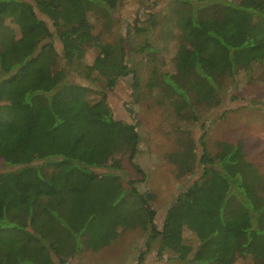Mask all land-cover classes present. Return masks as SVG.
Listing matches in <instances>:
<instances>
[{"label":"trees","instance_id":"obj_1","mask_svg":"<svg viewBox=\"0 0 264 264\" xmlns=\"http://www.w3.org/2000/svg\"><path fill=\"white\" fill-rule=\"evenodd\" d=\"M124 1L0 0V264H68L80 244L99 248L139 224L150 227L147 250L158 242V255L178 264H264V177L241 146L222 145L212 156L206 125L200 158L191 136L170 156L179 176L193 173L197 161L203 167L166 211L162 229L151 206L156 196L139 192L137 181L124 184V159L146 176L137 164L139 133L114 119L104 98L91 102L89 85L68 77L81 69L112 91L132 74L128 38L114 34ZM173 2L165 22L149 12L147 26L134 27L152 36L137 51L156 62L152 93L167 97L182 125L196 126L202 108L222 105L221 91L241 70L264 64V0ZM101 12L106 22L97 30L91 17ZM172 49L174 73L166 62ZM94 50L98 56L83 66ZM4 164L17 169L3 171ZM186 232L200 237L197 245Z\"/></svg>","mask_w":264,"mask_h":264},{"label":"rangeland","instance_id":"obj_2","mask_svg":"<svg viewBox=\"0 0 264 264\" xmlns=\"http://www.w3.org/2000/svg\"><path fill=\"white\" fill-rule=\"evenodd\" d=\"M35 3V0H24ZM174 0H125L115 15V37L128 38V66L132 72L126 78L120 79L114 90L108 89L105 84L91 82L85 79V74L70 70L69 80L91 89L88 99L99 102L104 98L113 112L114 119L124 121L136 128L140 135V148L137 164L143 169L146 176L142 178L131 168L127 159L123 160L124 184L128 181H137L136 188L141 193H152L156 200L151 206L156 211V222L162 229L166 211L176 201L178 196L201 175L202 165L197 161L193 173L179 176L177 165L170 159L171 155L182 153L181 143L185 138L192 137L196 143V152L200 158L202 154L203 125H206V144L212 156L221 153L222 145L241 146L245 161L252 163L264 177V64L254 65L250 70H241L236 81L229 82L222 93V105L214 108L201 109V121L198 125H182L170 101L156 91L152 93L149 88V79L152 77L155 61L150 59L148 53L140 54L137 50L147 39L152 36L143 33L137 35L135 26L140 23L146 27L147 19H151L149 12L155 16L157 22H165L172 17ZM39 19L46 21L53 30V24L38 10ZM106 16L101 12L91 17L93 24L100 30L106 21ZM150 21V20H149ZM15 28V26H14ZM156 29V28H155ZM157 30V29H156ZM155 34V33H154ZM58 43V41L56 42ZM61 51V46L58 47ZM174 49L167 52L166 62L170 66L168 72L177 70V52ZM99 51L89 52L82 61L83 66L91 65L98 56ZM138 82H135L134 77ZM227 88V89H226ZM224 115V118L222 117ZM108 129V128H107ZM188 130H191L190 133ZM62 135V134H61ZM76 134L67 135L68 141H74ZM182 138V139H180ZM61 141V138H57ZM90 141V138L85 140ZM93 143V142H91ZM74 151L72 155L81 156V150ZM92 147H90L91 151ZM32 150V149H31ZM88 159L91 155H86ZM100 156L98 157L99 160ZM104 157H101V162ZM105 160L107 158L105 157ZM199 160V159H198ZM40 161L36 164H43ZM3 171L14 170L6 164L1 167ZM52 168V167H50ZM49 168V169H50ZM98 173L105 169H96ZM150 237V227L137 225L135 228L122 230L115 234L99 248H89L80 244V253L69 259L68 264H178L166 253L163 257L158 255V242L152 244L147 250ZM185 238L189 243L197 245L200 237L186 232ZM143 255V256H142ZM56 264H61L58 260ZM236 264H246L239 261Z\"/></svg>","mask_w":264,"mask_h":264},{"label":"crops","instance_id":"obj_3","mask_svg":"<svg viewBox=\"0 0 264 264\" xmlns=\"http://www.w3.org/2000/svg\"><path fill=\"white\" fill-rule=\"evenodd\" d=\"M27 2V1H26Z\"/></svg>","mask_w":264,"mask_h":264}]
</instances>
